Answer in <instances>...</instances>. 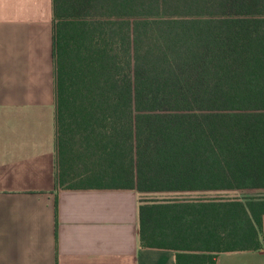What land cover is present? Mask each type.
I'll return each mask as SVG.
<instances>
[{
    "label": "trees",
    "instance_id": "trees-1",
    "mask_svg": "<svg viewBox=\"0 0 264 264\" xmlns=\"http://www.w3.org/2000/svg\"><path fill=\"white\" fill-rule=\"evenodd\" d=\"M53 6L58 186L138 191L178 264L263 249L264 0Z\"/></svg>",
    "mask_w": 264,
    "mask_h": 264
},
{
    "label": "crops",
    "instance_id": "crops-1",
    "mask_svg": "<svg viewBox=\"0 0 264 264\" xmlns=\"http://www.w3.org/2000/svg\"><path fill=\"white\" fill-rule=\"evenodd\" d=\"M53 0H0V264H178L143 248L142 195L57 184ZM215 264H264L258 251Z\"/></svg>",
    "mask_w": 264,
    "mask_h": 264
},
{
    "label": "rangeland",
    "instance_id": "rangeland-1",
    "mask_svg": "<svg viewBox=\"0 0 264 264\" xmlns=\"http://www.w3.org/2000/svg\"><path fill=\"white\" fill-rule=\"evenodd\" d=\"M254 193H262V194H264V191H261V192L258 191V192H254ZM225 194H229V193H225ZM230 194H233V193H230Z\"/></svg>",
    "mask_w": 264,
    "mask_h": 264
}]
</instances>
